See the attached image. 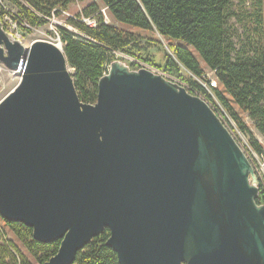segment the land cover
Listing matches in <instances>:
<instances>
[{
  "label": "water",
  "instance_id": "obj_1",
  "mask_svg": "<svg viewBox=\"0 0 264 264\" xmlns=\"http://www.w3.org/2000/svg\"><path fill=\"white\" fill-rule=\"evenodd\" d=\"M0 63L20 76L0 101V216L61 241L45 264L106 230L119 264H264L260 181L201 96L114 61L84 103L62 47L1 21Z\"/></svg>",
  "mask_w": 264,
  "mask_h": 264
},
{
  "label": "trees",
  "instance_id": "obj_2",
  "mask_svg": "<svg viewBox=\"0 0 264 264\" xmlns=\"http://www.w3.org/2000/svg\"><path fill=\"white\" fill-rule=\"evenodd\" d=\"M17 9L19 24L25 32L49 23L54 16L77 2L87 0H8ZM235 0H94L82 13L67 18L79 35L59 28L64 52L71 68L81 100L95 104L98 100L99 81L108 73L117 53L135 56L143 51L144 36L133 28L148 34H159L169 44L162 64L143 59L162 73L178 78L193 94L206 100L220 116L215 99L227 111L237 128L248 137L252 149L264 159V146L255 137L248 117L264 137V47L262 12L253 13L256 28L251 35V49H237L230 32L231 21L238 16ZM260 5V3H259ZM105 9L111 18L106 22ZM8 13L0 3V21ZM84 19L96 21L89 26ZM242 21V20H241ZM29 25V28L23 25ZM4 29H6L4 27ZM133 69H140L132 64ZM214 73L217 88L205 77L206 70ZM186 70L190 75L183 77ZM207 82L211 93L201 83ZM264 205V179L260 182L257 198ZM9 229H0V264H45L54 257L61 241L49 245L34 240L33 230L23 224L9 223L0 217ZM11 233L10 239L6 238ZM110 231L93 239L81 252L75 264H119L116 252L106 245ZM31 257V259L29 258ZM32 259L35 262H32Z\"/></svg>",
  "mask_w": 264,
  "mask_h": 264
},
{
  "label": "rangeland",
  "instance_id": "obj_3",
  "mask_svg": "<svg viewBox=\"0 0 264 264\" xmlns=\"http://www.w3.org/2000/svg\"><path fill=\"white\" fill-rule=\"evenodd\" d=\"M93 1L94 0H87L86 2H77L76 4L70 7L69 11H64L62 16H54L53 19H51L48 24L41 27L32 28L31 32H25L23 30V27L19 24V20L13 18V16H17L19 12L18 9L8 0H0V3L4 8V10L8 13H11V14H6L5 18L2 21V25L3 27L6 28L5 30L12 36L13 39L19 40L26 47H29L35 41L46 40L53 42L63 48V43L61 41L59 34V28L63 27L68 31H70L72 34L78 36L79 35L78 31L70 24H68L67 18L75 17L77 14L82 13V11L89 4L93 3ZM234 3H235L234 10L238 14V16H236L231 21L230 32L235 37L234 41L236 43L237 49H241L242 46L244 48L246 47L247 49H251L252 46V43L250 42L251 35L255 32L254 30L257 27L255 23V18L252 17L251 15L255 12L257 13L259 9L261 10L263 17V31H264V0H235ZM102 12L105 16L106 22L110 23L111 18L109 14L106 12L105 9H102ZM23 26L29 28V25L27 24H24ZM133 29L136 30L137 32H140L144 36L153 38L154 40L148 38L142 41L141 45L143 51H136L135 56H129L127 54L117 53L116 54L117 59L115 61H120L124 63L125 65L129 66L131 70H136L133 69L131 66L132 64H135L140 68H147L155 72L164 74L158 68L151 65L150 62H146L143 59L148 58L150 60L155 61V63L157 64H162L164 60V56L166 54L172 53L168 42L157 33L151 35L144 32L141 29L138 28H133ZM262 38H263L262 44L264 47V32ZM11 72L13 71L8 69L4 64L0 63V101L4 99L12 90H14L15 87L20 82V76L18 74L15 75ZM71 72L75 73L73 69H71ZM164 75L169 79L178 82L182 86L189 89V87H187V85L182 81H180L178 78L168 74H164ZM182 75L183 77H186L189 76L190 74L186 70H183ZM205 77L211 82L210 84L212 87L217 88V82L215 80L213 72L207 69ZM201 83L211 93V90L207 82L201 81ZM215 101L218 104L217 105L218 107L216 108L220 111V118L224 121L226 126L231 130L234 137L237 139L243 150L249 156L253 164V167L256 171V175L259 181L261 182V179H264V159L252 149L248 137L245 136L237 128V125L231 119V117L228 115L227 111L222 107V105H220L216 99ZM246 122L248 123V125L251 126V130L254 133L255 137L264 146V137L254 127L253 122L248 117H246ZM0 229L7 232L9 230L2 221H0ZM11 235H12L11 233H8L6 235L7 236L6 238L10 239ZM29 258L31 259L30 256ZM32 262H35V260L32 259Z\"/></svg>",
  "mask_w": 264,
  "mask_h": 264
},
{
  "label": "built area",
  "instance_id": "obj_4",
  "mask_svg": "<svg viewBox=\"0 0 264 264\" xmlns=\"http://www.w3.org/2000/svg\"><path fill=\"white\" fill-rule=\"evenodd\" d=\"M84 22L87 23L89 26H96V21L91 19H84ZM18 72H21V68H19ZM15 73V71L11 72Z\"/></svg>",
  "mask_w": 264,
  "mask_h": 264
},
{
  "label": "bare ground",
  "instance_id": "obj_5",
  "mask_svg": "<svg viewBox=\"0 0 264 264\" xmlns=\"http://www.w3.org/2000/svg\"><path fill=\"white\" fill-rule=\"evenodd\" d=\"M13 74L17 75V72H15V73H13Z\"/></svg>",
  "mask_w": 264,
  "mask_h": 264
}]
</instances>
